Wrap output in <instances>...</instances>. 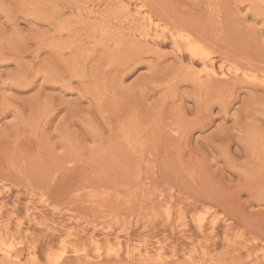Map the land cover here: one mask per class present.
Returning <instances> with one entry per match:
<instances>
[{
    "label": "rangeland",
    "instance_id": "rangeland-1",
    "mask_svg": "<svg viewBox=\"0 0 264 264\" xmlns=\"http://www.w3.org/2000/svg\"><path fill=\"white\" fill-rule=\"evenodd\" d=\"M263 81L264 0H0V264H264Z\"/></svg>",
    "mask_w": 264,
    "mask_h": 264
},
{
    "label": "bare ground",
    "instance_id": "bare-ground-1",
    "mask_svg": "<svg viewBox=\"0 0 264 264\" xmlns=\"http://www.w3.org/2000/svg\"><path fill=\"white\" fill-rule=\"evenodd\" d=\"M150 2V1H149ZM160 12V11H159ZM160 16V15H159ZM163 19V18H162ZM166 20V19H165ZM170 21V20H168ZM188 21V20H187ZM196 24V23H195ZM193 26V25H192ZM171 27V26H170ZM185 28V27H184ZM187 29V28H186ZM203 31V30H202ZM112 35V34H111ZM111 38V37H110ZM113 38V36H112ZM75 39V38H74ZM178 39V38H177ZM188 41H189V49L190 51L198 56L200 58V62L202 64H204L205 68L207 69L208 72H210L211 74L215 75L217 74V68H216V64H215V61H214V57H212L211 55V52L209 51V49L207 48V46L205 47L203 45V43L200 44V42L195 38V37H190L188 36L187 37ZM203 42V40L201 41ZM179 43V42H178ZM177 43V44H178ZM176 44V43H175ZM206 44H209L208 42ZM106 45V44H105ZM135 45V43H134ZM142 45V44H140ZM179 45V44H178ZM132 46V45H131ZM145 47V46H144ZM110 48H113L114 47H110ZM125 48V47H124ZM116 49V48H115ZM179 50V49H178ZM213 50V48H212ZM116 51V50H115ZM114 53V52H113ZM116 53V52H115ZM228 55V54H227ZM241 60V59H240ZM264 82V81H263ZM173 87V86H172ZM142 203V202H141ZM35 246V245H34ZM102 247V246H101ZM79 252V251H78ZM82 256H88L87 253H80ZM99 254V253H98ZM102 255L99 254V258L101 257Z\"/></svg>",
    "mask_w": 264,
    "mask_h": 264
}]
</instances>
